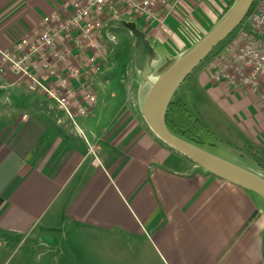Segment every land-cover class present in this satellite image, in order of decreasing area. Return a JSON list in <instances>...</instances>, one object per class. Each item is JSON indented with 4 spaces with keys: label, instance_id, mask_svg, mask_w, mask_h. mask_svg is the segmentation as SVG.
<instances>
[{
    "label": "crops",
    "instance_id": "1",
    "mask_svg": "<svg viewBox=\"0 0 264 264\" xmlns=\"http://www.w3.org/2000/svg\"><path fill=\"white\" fill-rule=\"evenodd\" d=\"M71 2L0 0V49H12L25 31ZM229 2L184 0L161 22L123 15L109 27L123 23L140 31L156 73L212 29ZM134 43L130 83L122 63L112 66L113 45L98 76L97 110L78 121L26 92L3 67L0 264H53V254L55 264H264L263 204L201 171L146 126L141 104L149 88L135 66ZM208 70L195 69L181 86L204 88L238 131L236 142L264 160L259 99L213 82ZM132 95L140 99L138 112ZM231 100L239 105L235 111Z\"/></svg>",
    "mask_w": 264,
    "mask_h": 264
},
{
    "label": "built area",
    "instance_id": "2",
    "mask_svg": "<svg viewBox=\"0 0 264 264\" xmlns=\"http://www.w3.org/2000/svg\"><path fill=\"white\" fill-rule=\"evenodd\" d=\"M183 1L72 0L45 16L38 29L25 31L12 49H0V73L5 67L24 82L26 92L41 95L69 120L85 119L97 110L98 76L109 65L113 38L106 28L123 15L161 22ZM233 34L234 40L217 49L209 77L232 89L249 90L264 111V0H255ZM220 54L226 58L215 63Z\"/></svg>",
    "mask_w": 264,
    "mask_h": 264
},
{
    "label": "water",
    "instance_id": "3",
    "mask_svg": "<svg viewBox=\"0 0 264 264\" xmlns=\"http://www.w3.org/2000/svg\"><path fill=\"white\" fill-rule=\"evenodd\" d=\"M255 0H235L228 11L194 45L172 60H167L154 73L149 64L150 48L143 34L133 25L125 26L135 39V66L143 81L155 77L141 104V116L151 133L164 145L190 160L201 171L224 180L258 196L264 206V174L222 159L200 146L188 142L169 131L165 124L168 106L181 84L197 67L238 28ZM257 169V168H256Z\"/></svg>",
    "mask_w": 264,
    "mask_h": 264
},
{
    "label": "rangeland",
    "instance_id": "4",
    "mask_svg": "<svg viewBox=\"0 0 264 264\" xmlns=\"http://www.w3.org/2000/svg\"><path fill=\"white\" fill-rule=\"evenodd\" d=\"M235 30L210 53V55L207 57L208 59L206 58L197 67V69L201 70L204 67L206 68L210 67L211 65L210 63L215 60L214 58L217 55V52H218L217 49H219L221 46L222 47L227 46L230 43L231 39H233V35H234L233 33L235 32ZM106 32L109 38H113L112 42L109 44L110 48H113L115 46L117 48V51L114 53L113 58L111 57L112 66H116V62H120V64L122 63L123 66L120 67V71L123 68V70L127 72L126 77H128V82L130 83L131 77H132L131 73L133 69L132 68L133 67L132 41L134 38H132V35L129 33V30L123 25L111 26L108 28ZM240 37L242 38L243 36L240 35ZM236 43H242V40L240 38L239 39L237 38ZM122 54H123V57L120 59ZM225 58H226L225 55L220 54V56L218 55L216 58L220 60L216 61L215 63L221 64V61L223 62ZM154 78L155 77H152L149 79V82H146L147 88L150 87V84ZM186 85L187 84L185 83L181 86V88L176 94V97L181 98V100H183L186 103L188 113L192 118L200 117L199 119L207 127L208 132L201 135L202 136L201 139L203 143L200 147L222 159L231 161L242 167L252 169L256 172H262V174H264V160L261 158L260 155L257 156V154L253 153L254 151L252 150L253 147L248 146V144L244 145V143L242 142H239V143L236 142V141H240L239 135H238L239 133L235 129V127H233V124L229 122L230 120L228 119L227 114L222 113V108L218 106V104L206 92V90H204V88H201L199 85L198 86L195 85L196 86V92H195L192 88L190 90L187 89ZM187 92L190 93L189 96H187L186 94ZM131 100L136 105L135 111L138 112V110H140V99L132 95ZM228 103H229V108L233 111L239 108V105L237 102L234 103L231 100ZM233 150L238 151V154L240 155L235 154ZM258 162L263 163V168H260L258 166ZM255 197H257V200L263 204L262 200L258 196L255 195ZM39 252L40 250L37 249L34 254V257L37 256ZM40 257L41 256L39 255V257L36 259H40ZM48 257H50L51 259L49 260H51V262L55 264L56 255L54 256L53 254L52 256L49 255ZM30 260L32 261L31 258Z\"/></svg>",
    "mask_w": 264,
    "mask_h": 264
},
{
    "label": "trees",
    "instance_id": "5",
    "mask_svg": "<svg viewBox=\"0 0 264 264\" xmlns=\"http://www.w3.org/2000/svg\"><path fill=\"white\" fill-rule=\"evenodd\" d=\"M235 0H230L228 6L224 10L223 14H225L228 9L232 6ZM251 10V9H250ZM250 11L248 12V14ZM247 14V16H248ZM246 16V17H247ZM222 17H220L221 19ZM165 124L166 127L172 132L174 135L196 144L198 146L202 145L201 135L207 133V127L199 118H192L189 113L186 105L176 96L168 106L165 115ZM258 166L263 168V163L258 162ZM263 241H264V232H263ZM264 248V242H263ZM264 250V249H263Z\"/></svg>",
    "mask_w": 264,
    "mask_h": 264
}]
</instances>
